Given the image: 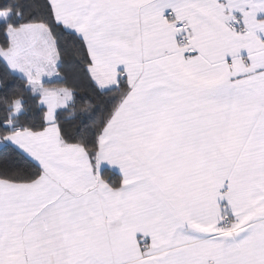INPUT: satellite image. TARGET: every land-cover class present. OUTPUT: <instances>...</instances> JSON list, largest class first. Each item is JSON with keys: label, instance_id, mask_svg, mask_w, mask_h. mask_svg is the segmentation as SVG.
I'll return each instance as SVG.
<instances>
[{"label": "snow or ice", "instance_id": "6c2138e0", "mask_svg": "<svg viewBox=\"0 0 264 264\" xmlns=\"http://www.w3.org/2000/svg\"><path fill=\"white\" fill-rule=\"evenodd\" d=\"M0 264H264V0H3Z\"/></svg>", "mask_w": 264, "mask_h": 264}, {"label": "trees", "instance_id": "16d2710c", "mask_svg": "<svg viewBox=\"0 0 264 264\" xmlns=\"http://www.w3.org/2000/svg\"><path fill=\"white\" fill-rule=\"evenodd\" d=\"M0 3H3V0H0ZM91 102H85L79 105V109L83 110L84 112H90L92 108L90 107Z\"/></svg>", "mask_w": 264, "mask_h": 264}]
</instances>
